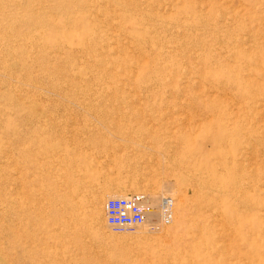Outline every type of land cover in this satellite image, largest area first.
I'll return each instance as SVG.
<instances>
[{"label": "rangeland", "instance_id": "obj_1", "mask_svg": "<svg viewBox=\"0 0 264 264\" xmlns=\"http://www.w3.org/2000/svg\"><path fill=\"white\" fill-rule=\"evenodd\" d=\"M0 264H264V0H0Z\"/></svg>", "mask_w": 264, "mask_h": 264}, {"label": "built area", "instance_id": "obj_2", "mask_svg": "<svg viewBox=\"0 0 264 264\" xmlns=\"http://www.w3.org/2000/svg\"><path fill=\"white\" fill-rule=\"evenodd\" d=\"M147 199L142 194L131 195L121 199H109L104 205V217L113 233H131L144 224L148 207ZM161 219L165 225L171 222L173 201L163 198L159 205Z\"/></svg>", "mask_w": 264, "mask_h": 264}, {"label": "bare ground", "instance_id": "obj_3", "mask_svg": "<svg viewBox=\"0 0 264 264\" xmlns=\"http://www.w3.org/2000/svg\"><path fill=\"white\" fill-rule=\"evenodd\" d=\"M142 195H144V194H142ZM145 197H146V199H147V202H146V205H147V207H148V212L146 213V216H145V221H144V224H146V222H148V221H151L152 223H153V225H156L157 226V223H162L163 225H165L164 223H163V221H162V219H161V215H160V212H159V207L160 206H158V210H157V207H153V204H152V199H151V197H149V195L147 196V195H144ZM124 198H126V197H124ZM111 199H121V198H119V196H115V197H113V198H111ZM109 200V199H108ZM162 200V199H161ZM161 200H160V202H161ZM105 205V204H104ZM160 205V204H159ZM173 206H174V203H173ZM156 208V209H155ZM172 218H173V211H172V215H171V221H172ZM106 223V222H105ZM171 223V222H170ZM169 223V224H170ZM143 224V225H144ZM143 225L141 226V227H143ZM159 225V224H158ZM106 226H107V224H106ZM108 227V226H107ZM109 228V227H108ZM140 228V227H139ZM138 228V229H139ZM159 228V227H158ZM159 230V229H158Z\"/></svg>", "mask_w": 264, "mask_h": 264}]
</instances>
